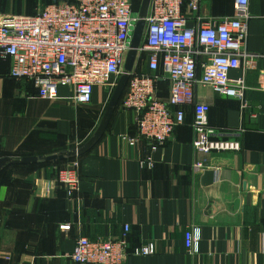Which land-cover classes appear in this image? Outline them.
Here are the masks:
<instances>
[{
	"label": "crops",
	"instance_id": "0c3cea01",
	"mask_svg": "<svg viewBox=\"0 0 264 264\" xmlns=\"http://www.w3.org/2000/svg\"><path fill=\"white\" fill-rule=\"evenodd\" d=\"M53 1L0 0V13L33 15ZM150 6L151 0L146 15ZM234 10L235 0H207L197 15ZM249 12L247 44L261 57L244 74L230 72L245 78L246 110L237 97L195 88L196 99L211 107L216 135L240 141V150L197 152L192 107L156 151L144 140L132 144L139 131L135 113L123 107V73L77 105L67 86L57 99H41L34 83L13 78L11 61L0 58V264H75L79 237L117 238L126 227L123 264H264V0H250ZM139 55L134 71L149 73L148 54ZM169 87L160 80L159 95ZM150 155L154 166L142 167ZM73 160L80 182L69 198L59 171ZM197 161L206 166L197 169ZM189 229L200 234L195 254L186 248ZM148 243L154 254L134 253Z\"/></svg>",
	"mask_w": 264,
	"mask_h": 264
},
{
	"label": "built area",
	"instance_id": "2783aa9c",
	"mask_svg": "<svg viewBox=\"0 0 264 264\" xmlns=\"http://www.w3.org/2000/svg\"><path fill=\"white\" fill-rule=\"evenodd\" d=\"M207 0H151L145 16L146 30L140 54H148L149 73L130 74L123 107L135 113L138 135L135 144L147 141L151 151L170 140L177 126L186 122L192 107L193 147L200 153L240 150L235 139L216 135L210 126V105L196 99L195 88L203 85L216 93L245 100V78L233 79L232 70L253 67L261 56L248 47L250 0H235L233 15H197ZM191 13H194L191 14ZM195 25L190 26L191 16ZM140 15L133 12L132 0H64L47 5L34 15L0 13V58L11 61L10 75L32 81L41 99L58 98L61 86L71 87V100L89 104L96 85L106 84L124 71L126 55ZM170 82L167 96L159 95L158 83ZM142 167H153L148 156ZM197 161V169L205 167ZM79 161L59 171V181L72 198L79 186ZM127 232L117 238L91 240L79 237L71 258L75 264H123L127 253ZM187 252L199 251L200 234H185ZM156 252L154 243L134 250L138 255Z\"/></svg>",
	"mask_w": 264,
	"mask_h": 264
},
{
	"label": "water",
	"instance_id": "95a60500",
	"mask_svg": "<svg viewBox=\"0 0 264 264\" xmlns=\"http://www.w3.org/2000/svg\"><path fill=\"white\" fill-rule=\"evenodd\" d=\"M150 4V0L143 1V11L140 13V19L137 21L135 25V29L133 32L132 40H131V49L129 50L126 61L124 64L123 71V82L129 80L130 74L134 70V62L140 53L139 49L142 45L145 30H146V12L148 10ZM60 157L53 156L51 159L55 160Z\"/></svg>",
	"mask_w": 264,
	"mask_h": 264
},
{
	"label": "rangeland",
	"instance_id": "374dc122",
	"mask_svg": "<svg viewBox=\"0 0 264 264\" xmlns=\"http://www.w3.org/2000/svg\"><path fill=\"white\" fill-rule=\"evenodd\" d=\"M142 2H143V0H137V7L135 8V10L136 11H134V13L136 14V15H140V12H141V10H142ZM141 55V54H140ZM139 55V56H140ZM140 59V58H139Z\"/></svg>",
	"mask_w": 264,
	"mask_h": 264
},
{
	"label": "trees",
	"instance_id": "16d2710c",
	"mask_svg": "<svg viewBox=\"0 0 264 264\" xmlns=\"http://www.w3.org/2000/svg\"><path fill=\"white\" fill-rule=\"evenodd\" d=\"M57 1H62V0H56V1H53L52 3L54 2H57ZM64 1V0H63ZM132 7H133V12L136 11L135 8L137 7V0H132ZM38 12H35L33 13L34 14H37ZM139 73V72H138ZM141 73V72H140ZM142 74V73H141Z\"/></svg>",
	"mask_w": 264,
	"mask_h": 264
}]
</instances>
